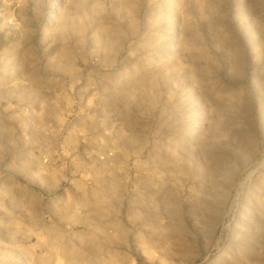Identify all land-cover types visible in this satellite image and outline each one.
Instances as JSON below:
<instances>
[{"label":"rangeland","instance_id":"rangeland-1","mask_svg":"<svg viewBox=\"0 0 264 264\" xmlns=\"http://www.w3.org/2000/svg\"><path fill=\"white\" fill-rule=\"evenodd\" d=\"M0 264H264V0H0Z\"/></svg>","mask_w":264,"mask_h":264}]
</instances>
